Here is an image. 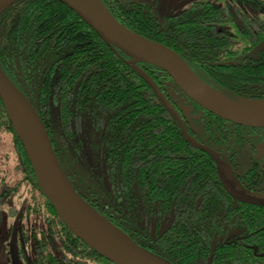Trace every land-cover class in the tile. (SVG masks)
Segmentation results:
<instances>
[{
    "label": "trees",
    "instance_id": "1",
    "mask_svg": "<svg viewBox=\"0 0 264 264\" xmlns=\"http://www.w3.org/2000/svg\"><path fill=\"white\" fill-rule=\"evenodd\" d=\"M103 1L123 24L177 51L222 94L264 99V16L248 11L264 0H196L165 16L144 0ZM136 67L155 81L190 134L232 141L225 119L189 99L161 68L105 42L62 1L16 0L0 12V68L33 102L47 130L61 125L59 140L73 150L86 135L81 119L101 128L107 193L94 195L93 181L81 183L106 218L175 264H208L211 254V264H264V206L232 204L215 182L213 158L187 141ZM10 201L9 211L25 219V235L32 232L26 218L39 222L25 236L31 248L25 264H118L59 216L0 98V223Z\"/></svg>",
    "mask_w": 264,
    "mask_h": 264
},
{
    "label": "water",
    "instance_id": "2",
    "mask_svg": "<svg viewBox=\"0 0 264 264\" xmlns=\"http://www.w3.org/2000/svg\"><path fill=\"white\" fill-rule=\"evenodd\" d=\"M14 1L9 0L0 12ZM60 1L75 11L111 46L118 47L133 57L134 61L148 62L164 70L180 90L203 109L240 125L264 127V109L243 106L245 103L264 102V99L235 100L222 94L205 82L177 51L123 24L103 0ZM263 47L264 42L259 49ZM136 70L176 118L188 142L209 152L216 160L226 190L236 200L264 205V194L252 192L237 183L219 154L188 134L178 112L150 75L141 67H136ZM0 98L24 146L41 190L64 223L78 237L118 264H175L137 244L76 190L60 164L38 110L1 68ZM107 224L116 232L108 230ZM211 263L212 254L208 264Z\"/></svg>",
    "mask_w": 264,
    "mask_h": 264
},
{
    "label": "flooded vegetation",
    "instance_id": "3",
    "mask_svg": "<svg viewBox=\"0 0 264 264\" xmlns=\"http://www.w3.org/2000/svg\"><path fill=\"white\" fill-rule=\"evenodd\" d=\"M133 1L136 2L138 0H133ZM235 57L236 56H234V58ZM199 111L200 113H204V114L206 112L203 109H200ZM75 115H79V113L75 111ZM111 116L112 114L109 116V118ZM207 117H209L210 119L214 118L209 114H207ZM182 123L186 131L192 138H194L202 145L211 148L212 150H214L216 153L219 154L222 161H224V163L228 167L231 176L237 183H239L242 187L252 192L258 194H264V127L245 126L225 120L224 124L227 128L230 129L229 132L234 133V137L232 138V141H227L225 139L217 138L212 142H208L206 138H200L199 136H197V134L195 135L190 134L183 120ZM80 124H81V131L85 132L86 135L84 141L79 142V146H78L79 148L75 147L73 150L72 147L70 146L67 147V145H65L62 141L59 140L61 138V133L63 129L61 125L56 124L53 127H50L49 130H47L46 128V130L48 132L53 149L60 161V164L62 165L64 171L66 172L70 180L72 181L74 187L87 201H89L92 205H94L90 201L88 196L84 194V189H83L84 184H82L81 181L83 182H87V181L90 182V180L93 181V189H90V191L94 195H98V193H96L98 191H100L102 194L107 193L106 190L104 189H107L106 187L107 177H109L110 179L109 171L107 168L108 160L107 158H105L106 149L105 148L103 149L101 146V142H102V138L100 136L101 128H98L95 124L92 125L91 121L89 120L85 121L81 119ZM192 129L194 130V128ZM50 134L52 135V137L50 136ZM191 145L194 146L193 144ZM195 148L209 154L212 157V155L209 152L202 150L196 146ZM213 160H214L213 162L214 167L216 168L218 173V177L215 179V182L218 187L221 186L224 187L223 182L220 178L217 162L214 158ZM96 173L98 174V176ZM111 178L117 179V176H113ZM112 192L113 189H111V193ZM228 195L230 197L232 204L238 205L240 202H242L240 200H236L229 192ZM11 202L12 201L6 204L3 220L0 224L2 225L5 216H9V220L13 219L11 223H9L10 221L5 222V224H8L11 227L14 225L15 222H18L17 240L14 244L15 249L13 248L12 250L10 244L11 250H9V258L12 264H25L26 259H30V255H31V248L28 247L29 241L28 239L27 240L25 239V236L31 237L32 232L38 231L39 222H36L35 220H33L32 222L30 218H26V220H28L27 229H31L32 232H30L29 234L26 233L27 235H25L22 231L23 225L25 223V219L20 217L19 212L14 214L11 213V211H9L10 207L12 208L13 205ZM20 209L22 210V208ZM259 209L264 210V208L262 207H259ZM170 213L172 214L173 211H171ZM162 227L163 228L166 227V221L162 222ZM231 235L232 234L230 233L228 237H230Z\"/></svg>",
    "mask_w": 264,
    "mask_h": 264
},
{
    "label": "rangeland",
    "instance_id": "4",
    "mask_svg": "<svg viewBox=\"0 0 264 264\" xmlns=\"http://www.w3.org/2000/svg\"><path fill=\"white\" fill-rule=\"evenodd\" d=\"M145 1L148 2L149 4L154 5L156 12L160 16H165L170 13H178L190 7L193 4V2L196 0H145ZM216 1L218 3H223L225 0H216ZM229 1L234 2V0H229ZM248 11L251 14L255 13L264 16V2L262 3V7L251 8L248 9ZM12 221L13 219L9 220V216H5L2 225L0 224V264H12L9 258V250H11V248L12 250L13 248L15 249L14 244L17 240L18 222H15L12 227L9 226L8 224H5V222L11 223ZM10 244H11V248H10Z\"/></svg>",
    "mask_w": 264,
    "mask_h": 264
},
{
    "label": "bare ground",
    "instance_id": "5",
    "mask_svg": "<svg viewBox=\"0 0 264 264\" xmlns=\"http://www.w3.org/2000/svg\"><path fill=\"white\" fill-rule=\"evenodd\" d=\"M9 0H0V10L8 3ZM244 108H248V109H259V108H263L264 109V102H258V103H245ZM107 229L113 232H116L114 230V228L110 225L107 224Z\"/></svg>",
    "mask_w": 264,
    "mask_h": 264
}]
</instances>
